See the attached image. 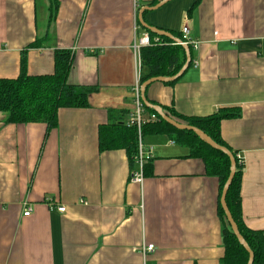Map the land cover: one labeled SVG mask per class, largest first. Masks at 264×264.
Returning <instances> with one entry per match:
<instances>
[{
  "label": "crops",
  "instance_id": "0c3cea01",
  "mask_svg": "<svg viewBox=\"0 0 264 264\" xmlns=\"http://www.w3.org/2000/svg\"><path fill=\"white\" fill-rule=\"evenodd\" d=\"M58 1L47 31L48 0H0V79L16 78L21 52L51 36L25 52L27 74H51L55 46L73 52L68 83L94 89L87 108L60 109L48 132L0 113V264H220L219 182L202 161L146 134L151 160L134 184L124 150H98L108 111L125 122L133 105V1ZM143 19L176 35L186 26L198 42L177 82L152 83L146 100L188 118L239 112L221 121L220 137L242 158L243 223L264 231V0H174Z\"/></svg>",
  "mask_w": 264,
  "mask_h": 264
},
{
  "label": "trees",
  "instance_id": "16d2710c",
  "mask_svg": "<svg viewBox=\"0 0 264 264\" xmlns=\"http://www.w3.org/2000/svg\"><path fill=\"white\" fill-rule=\"evenodd\" d=\"M159 1L161 0H150V2L145 3L144 7L155 6ZM58 7V0H48L47 31L51 28ZM137 24L139 25L138 22ZM146 32L152 44L142 47L140 50V86L149 79L175 76L186 61L185 50L182 46L166 38ZM168 33L181 41V35ZM50 38L35 40L21 52L20 72L16 78L0 79V113L4 114L5 123H40L45 125L48 132L57 126V115L60 109H83L88 107V97L94 89L68 83V76L73 65V52L71 50L59 49L54 46L53 72L46 75L27 74L25 52L31 48H41L43 43L50 41ZM156 39L158 40L157 43H155ZM188 47L190 54H192V48ZM176 82L164 84L171 86ZM148 102L153 106H159L153 102ZM159 107L170 119L197 129L216 145L225 148L231 154L235 162V170L226 193L225 205L236 225L239 236L253 254L252 264H264V231L250 230L244 225L242 220L240 198L242 165L220 137L221 121L238 117L239 112L228 109L218 110L213 115L205 118H188L179 116L175 112L166 110L161 106ZM145 111L149 115L155 114L157 120H149L142 126V137L146 134L166 136L172 143L187 149L189 158L202 161L206 175L217 178L219 182L217 213L222 222V244L224 250L220 264H247L248 253L232 233L220 205L221 192L230 172L229 157L220 151L210 148L194 132L178 130L163 121L151 109L145 108ZM123 116V112L108 111V122L98 128V150L99 152L124 150L127 154L130 171H132L137 153V131L134 127L127 128L125 126Z\"/></svg>",
  "mask_w": 264,
  "mask_h": 264
},
{
  "label": "built area",
  "instance_id": "2783aa9c",
  "mask_svg": "<svg viewBox=\"0 0 264 264\" xmlns=\"http://www.w3.org/2000/svg\"><path fill=\"white\" fill-rule=\"evenodd\" d=\"M134 5L135 11V24H134V33H135V41L133 44V53L136 58L137 68H138V77L134 86L132 87V95H133V105L132 109L125 120L124 124L127 128L134 127L137 131V153L135 156V165L137 166L136 170H132L130 172L129 181L134 184H140L144 177V168L147 163L151 160V149L146 150L142 145V134L141 128L142 126L149 120H157L155 114L149 115L145 111V107L140 99V82H139V70H140V50L142 47L150 46L152 42L150 41L149 35L147 32L142 34V36H138L140 27L137 24V15L140 9L142 8L140 5V0H132ZM181 43L180 45L190 46L192 49L198 48V42L192 41L189 38V29L188 27L184 26L181 30ZM158 40H155L157 43ZM236 159L241 164L242 158L240 155L235 154ZM49 205V210H56L58 213L63 214L65 213V206H56L55 203L51 202L50 200L47 201ZM31 214L30 208H25L23 212V217H28ZM141 254L146 256L154 251L153 245L143 246L141 248Z\"/></svg>",
  "mask_w": 264,
  "mask_h": 264
},
{
  "label": "water",
  "instance_id": "95a60500",
  "mask_svg": "<svg viewBox=\"0 0 264 264\" xmlns=\"http://www.w3.org/2000/svg\"><path fill=\"white\" fill-rule=\"evenodd\" d=\"M174 1V0H161L159 1L155 6L152 7H142L140 9V11L138 12L137 15V20L138 23L140 25V27L150 33H153L157 36L166 38L168 40H170L171 42L180 45L181 41L175 37H173L170 33L159 30L157 28L151 27L148 24H146V22L143 19V14L144 12H150V11H154L157 10L161 7H163L164 5H166L167 3ZM183 47V49L185 50V55H186V61L184 66L181 68V70L173 77L171 78H153V79H149L146 82H144L141 86H140V99L144 105L145 108L147 109H151L152 111H154L163 121H165L167 124L173 126L174 128L178 129V130H187V131H192L194 132L199 139L204 142L206 145H208L210 148L220 151L221 153L227 155L230 159V172H229V176L227 178V181L225 182L222 192H221V197H220V205L222 207V210L225 214V218L227 223L229 224L232 233L236 236L239 244L246 250V252L248 253V261L247 264H252L253 263V254L252 252L248 249V247L244 244V242L242 241L241 237L238 234L236 225L234 224L228 210L227 207L225 205V197H226V193L228 191V188L231 184V181L233 179L234 176V170H235V162L231 156V154L223 147H220L218 145H216L210 138H208L206 135H204L202 132L198 131L197 129H194L192 127L186 126L184 124L178 123L172 119H170L159 106H153L151 105L145 98V91L146 88L148 86H150L152 83L155 82H160V83H171V82H175L177 81L184 73L185 71L189 68L190 64L192 63V59H191V54H190V50L188 46L185 45H180Z\"/></svg>",
  "mask_w": 264,
  "mask_h": 264
}]
</instances>
